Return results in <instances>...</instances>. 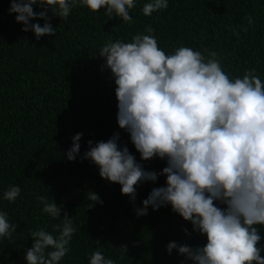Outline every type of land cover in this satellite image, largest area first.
I'll return each mask as SVG.
<instances>
[{
	"label": "trees",
	"instance_id": "obj_1",
	"mask_svg": "<svg viewBox=\"0 0 264 264\" xmlns=\"http://www.w3.org/2000/svg\"><path fill=\"white\" fill-rule=\"evenodd\" d=\"M146 2L136 0L131 24L110 18L106 9L93 13L76 7L67 20L49 10L55 36L37 39L31 30H21L24 25L16 22V13H9L10 0H0V211L18 225L11 240L0 239V264H27L30 230L52 232L60 223L42 211L37 197L46 195L63 205L61 215L67 213L77 227L60 264H89L97 249L115 264H192L176 249L169 254L168 243H207L206 236L193 232L191 223L171 205L155 211L149 207L146 216L135 214L134 208L142 207L153 188L166 186L165 176L138 184L133 203L121 194L119 184L102 179L95 164L81 159L89 140L107 141L118 132V143L126 144L146 171L160 173L167 166L159 158L141 161L129 134L119 128L116 85L110 69L103 67L106 61L99 49L109 38L130 42L132 35L150 25L166 54L181 45L208 48L219 53L230 76L242 77L254 68L264 81V0H168L166 10L150 17L142 13ZM247 16L255 23L244 33L236 26H248ZM30 23L43 26L45 21ZM226 26L239 31V39ZM77 133L83 134L80 154L69 161L65 153ZM9 185L21 188L12 203L2 199ZM89 191L103 203L89 201ZM217 206L224 207L219 202ZM256 227L264 256V226Z\"/></svg>",
	"mask_w": 264,
	"mask_h": 264
},
{
	"label": "clouds",
	"instance_id": "obj_2",
	"mask_svg": "<svg viewBox=\"0 0 264 264\" xmlns=\"http://www.w3.org/2000/svg\"><path fill=\"white\" fill-rule=\"evenodd\" d=\"M34 5L43 10L34 11ZM168 6V0H148L142 13L150 17ZM76 7L93 13L106 9L110 18L131 24L136 0H10L9 13L17 14L22 31L31 30L39 39L55 36L49 10L67 20ZM33 19L45 23H30ZM245 19L248 26L236 27L247 33L255 22L252 16ZM226 27L239 39V31ZM154 32L149 25L132 35L130 42L109 38L99 56L116 85L119 128L129 134L141 161L159 158L167 166L160 173L146 171L127 145L118 143V132L107 141L89 140L81 159L95 164L102 179L119 184L121 194L133 203L138 184L166 177V186L153 188L142 207L134 208L137 217L146 216L149 207L155 211L171 205L174 213L191 223L193 232L207 238L203 246L169 242V254L176 249L192 264H264L256 227L264 226V81L254 68L242 77L230 76L219 53L208 48L181 45L166 54ZM82 135L73 136L65 153L69 161L80 154ZM20 193L19 185H9L2 199L12 203ZM87 199L103 203L92 191ZM37 201L60 223L52 226V232L40 227L30 230L32 246L24 258L27 264H60L77 227L67 213L61 215L63 205L53 198L38 196ZM9 221L8 214L0 211V239L11 240L16 232L18 225ZM183 231L190 235L187 228ZM88 259L89 264H115L100 249Z\"/></svg>",
	"mask_w": 264,
	"mask_h": 264
}]
</instances>
